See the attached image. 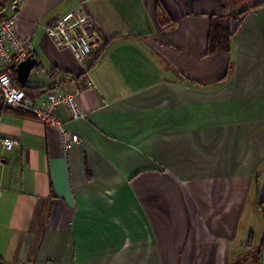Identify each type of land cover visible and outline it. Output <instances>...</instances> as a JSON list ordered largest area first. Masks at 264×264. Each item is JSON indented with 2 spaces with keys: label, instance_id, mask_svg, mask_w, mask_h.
Returning <instances> with one entry per match:
<instances>
[{
  "label": "crops",
  "instance_id": "crops-1",
  "mask_svg": "<svg viewBox=\"0 0 264 264\" xmlns=\"http://www.w3.org/2000/svg\"><path fill=\"white\" fill-rule=\"evenodd\" d=\"M0 1L38 60L25 84L12 71L29 98L93 83L83 117L56 111L68 152L0 103V264H264V0ZM81 2L103 40L84 64L45 31ZM225 7L236 33L208 54Z\"/></svg>",
  "mask_w": 264,
  "mask_h": 264
},
{
  "label": "built area",
  "instance_id": "built-area-1",
  "mask_svg": "<svg viewBox=\"0 0 264 264\" xmlns=\"http://www.w3.org/2000/svg\"><path fill=\"white\" fill-rule=\"evenodd\" d=\"M18 8L17 1L7 4L0 1V102L32 113L46 126L57 129L61 147L64 152H68L80 143V137L63 127L56 111L59 106L65 105L73 118L83 117L76 105V98L93 89V83L87 79L84 87L75 86L72 93L64 89L61 92H46L39 100L29 98L15 83L12 74L17 65L34 55L33 44L17 33L13 19L6 18L8 13L16 12ZM45 31L59 50H69L81 64L95 58L103 47L98 25L87 10L85 2L58 17L46 26ZM2 144L7 151L20 146V142L12 138H4Z\"/></svg>",
  "mask_w": 264,
  "mask_h": 264
},
{
  "label": "trees",
  "instance_id": "trees-1",
  "mask_svg": "<svg viewBox=\"0 0 264 264\" xmlns=\"http://www.w3.org/2000/svg\"><path fill=\"white\" fill-rule=\"evenodd\" d=\"M3 1H7V0H3ZM246 13L247 11L241 12L238 15L239 18L244 19V17L246 16ZM235 20H238V19L232 16V14L230 13L227 7L224 8V14L221 17H213L209 46H208V54L215 53L219 50L229 51L231 40L233 39L236 33L232 30V22ZM19 87L22 88L26 92L27 96L29 97L30 95L29 89L26 87H22V86H19ZM2 107H3V104H0V112L2 110ZM4 107H7V106H4ZM24 113H27V112H24Z\"/></svg>",
  "mask_w": 264,
  "mask_h": 264
},
{
  "label": "rangeland",
  "instance_id": "rangeland-1",
  "mask_svg": "<svg viewBox=\"0 0 264 264\" xmlns=\"http://www.w3.org/2000/svg\"><path fill=\"white\" fill-rule=\"evenodd\" d=\"M253 209V213H252V216H255L257 214L258 216V223H255L253 225V229H254V234H253V251L252 253H254V257H255V261L258 262V251H259V248L261 246V242H262V238H263V233H264V223H263V219H262V213L264 212L263 210V207H261V211L257 206H255V208H253V206L251 207ZM251 245V244H250ZM248 248V247H247ZM248 257V256H247ZM243 259H244V254H242L240 256V262L242 263L243 262Z\"/></svg>",
  "mask_w": 264,
  "mask_h": 264
},
{
  "label": "water",
  "instance_id": "water-1",
  "mask_svg": "<svg viewBox=\"0 0 264 264\" xmlns=\"http://www.w3.org/2000/svg\"><path fill=\"white\" fill-rule=\"evenodd\" d=\"M39 66L38 60L35 55H32L24 62L16 67L18 81L20 84H25L31 76L32 71Z\"/></svg>",
  "mask_w": 264,
  "mask_h": 264
}]
</instances>
